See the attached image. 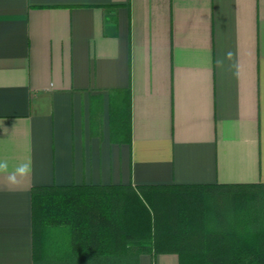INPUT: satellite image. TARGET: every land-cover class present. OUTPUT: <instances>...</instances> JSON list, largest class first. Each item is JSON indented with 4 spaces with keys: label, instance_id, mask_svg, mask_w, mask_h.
I'll list each match as a JSON object with an SVG mask.
<instances>
[{
    "label": "crops",
    "instance_id": "1",
    "mask_svg": "<svg viewBox=\"0 0 264 264\" xmlns=\"http://www.w3.org/2000/svg\"><path fill=\"white\" fill-rule=\"evenodd\" d=\"M28 159L0 264H33L36 186L264 183V0H0V160Z\"/></svg>",
    "mask_w": 264,
    "mask_h": 264
},
{
    "label": "trees",
    "instance_id": "2",
    "mask_svg": "<svg viewBox=\"0 0 264 264\" xmlns=\"http://www.w3.org/2000/svg\"><path fill=\"white\" fill-rule=\"evenodd\" d=\"M31 199L33 264H264V183L36 186Z\"/></svg>",
    "mask_w": 264,
    "mask_h": 264
},
{
    "label": "clouds",
    "instance_id": "3",
    "mask_svg": "<svg viewBox=\"0 0 264 264\" xmlns=\"http://www.w3.org/2000/svg\"><path fill=\"white\" fill-rule=\"evenodd\" d=\"M228 61H232L233 53L231 51L226 53L225 57ZM217 66L223 67L224 61L217 60ZM238 69V65H236ZM238 74V71H237ZM32 161L28 159L9 170V163L7 160H0V174L4 175L5 183L9 188H16L20 186L32 174Z\"/></svg>",
    "mask_w": 264,
    "mask_h": 264
}]
</instances>
